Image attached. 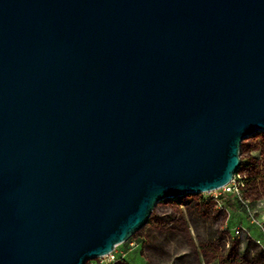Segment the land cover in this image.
Segmentation results:
<instances>
[{"label": "water", "instance_id": "95a60500", "mask_svg": "<svg viewBox=\"0 0 264 264\" xmlns=\"http://www.w3.org/2000/svg\"><path fill=\"white\" fill-rule=\"evenodd\" d=\"M256 133L264 0H0V264L107 256Z\"/></svg>", "mask_w": 264, "mask_h": 264}, {"label": "rangeland", "instance_id": "374dc122", "mask_svg": "<svg viewBox=\"0 0 264 264\" xmlns=\"http://www.w3.org/2000/svg\"><path fill=\"white\" fill-rule=\"evenodd\" d=\"M240 160L241 177L263 179L223 201L216 192L159 202L147 225L115 248L112 264H264V133L241 143Z\"/></svg>", "mask_w": 264, "mask_h": 264}, {"label": "built area", "instance_id": "2783aa9c", "mask_svg": "<svg viewBox=\"0 0 264 264\" xmlns=\"http://www.w3.org/2000/svg\"><path fill=\"white\" fill-rule=\"evenodd\" d=\"M245 176L241 177V175L238 173L236 174L233 179L224 187H222L219 190H216L211 193L221 192L225 196H229L231 194H235L236 196L240 195L242 189L244 188L245 184ZM218 195L215 196V202L217 203ZM240 201V200H239ZM235 234H239V231H235ZM100 264H112L115 260V252L108 254L107 256L100 258ZM105 260V261H102Z\"/></svg>", "mask_w": 264, "mask_h": 264}, {"label": "trees", "instance_id": "16d2710c", "mask_svg": "<svg viewBox=\"0 0 264 264\" xmlns=\"http://www.w3.org/2000/svg\"><path fill=\"white\" fill-rule=\"evenodd\" d=\"M243 162L241 161V164H242ZM260 178L261 179H263L262 178V176L261 175H256V176H254V177H247V178H245V183L247 184V183H249V182H251V183H253L254 185H256L257 183H259V180H260ZM225 197H227V196H225V195H223V196H221V197H219L220 199L219 200H221V201H223V199L225 198ZM225 204V203H224ZM230 205H231V203H230Z\"/></svg>", "mask_w": 264, "mask_h": 264}]
</instances>
